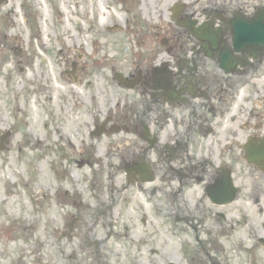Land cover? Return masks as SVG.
<instances>
[{"label": "flooded vegetation", "instance_id": "flooded-vegetation-1", "mask_svg": "<svg viewBox=\"0 0 264 264\" xmlns=\"http://www.w3.org/2000/svg\"><path fill=\"white\" fill-rule=\"evenodd\" d=\"M175 6L145 19L102 89L45 111L74 122L55 130L72 264H264V42L244 39L264 0Z\"/></svg>", "mask_w": 264, "mask_h": 264}, {"label": "rangeland", "instance_id": "rangeland-1", "mask_svg": "<svg viewBox=\"0 0 264 264\" xmlns=\"http://www.w3.org/2000/svg\"><path fill=\"white\" fill-rule=\"evenodd\" d=\"M193 1L7 0L2 5L0 132L11 137L8 150L0 151V229L7 232L0 235V264H72L66 257L76 247L78 230L68 218L73 209L62 201V188L72 185L61 179L57 154L69 144L59 141L55 130L74 122L68 117L47 124L45 111L59 114L63 103L73 106L80 97L87 100L92 89H102L108 67L119 69L127 43L139 42L145 19L167 17L175 3ZM46 134L50 140L43 149ZM131 207L134 203L131 214L123 208L129 213L124 215H133ZM85 226L82 236L89 237L92 226ZM99 233L105 236L103 229ZM110 243L121 251L119 239Z\"/></svg>", "mask_w": 264, "mask_h": 264}, {"label": "water", "instance_id": "water-1", "mask_svg": "<svg viewBox=\"0 0 264 264\" xmlns=\"http://www.w3.org/2000/svg\"><path fill=\"white\" fill-rule=\"evenodd\" d=\"M263 16H261L264 18V11H262ZM261 22V21H259ZM263 24V21L261 22ZM261 23H258L257 25H255L254 29L251 32V37L254 38V40L259 41V40H264V25H262ZM211 40L210 35L206 36V40Z\"/></svg>", "mask_w": 264, "mask_h": 264}, {"label": "bare ground", "instance_id": "bare-ground-1", "mask_svg": "<svg viewBox=\"0 0 264 264\" xmlns=\"http://www.w3.org/2000/svg\"><path fill=\"white\" fill-rule=\"evenodd\" d=\"M40 43H42V40L40 41Z\"/></svg>", "mask_w": 264, "mask_h": 264}]
</instances>
